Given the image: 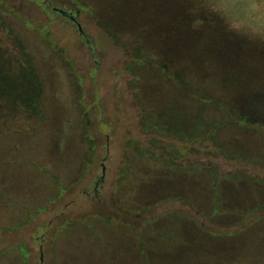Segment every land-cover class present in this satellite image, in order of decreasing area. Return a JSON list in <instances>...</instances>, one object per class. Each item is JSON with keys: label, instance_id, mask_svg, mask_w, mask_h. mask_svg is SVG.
Returning <instances> with one entry per match:
<instances>
[{"label": "rangeland", "instance_id": "1", "mask_svg": "<svg viewBox=\"0 0 264 264\" xmlns=\"http://www.w3.org/2000/svg\"><path fill=\"white\" fill-rule=\"evenodd\" d=\"M0 62V264H264V0H0Z\"/></svg>", "mask_w": 264, "mask_h": 264}, {"label": "trees", "instance_id": "2", "mask_svg": "<svg viewBox=\"0 0 264 264\" xmlns=\"http://www.w3.org/2000/svg\"><path fill=\"white\" fill-rule=\"evenodd\" d=\"M5 63L0 62V100L5 103Z\"/></svg>", "mask_w": 264, "mask_h": 264}, {"label": "flooded vegetation", "instance_id": "3", "mask_svg": "<svg viewBox=\"0 0 264 264\" xmlns=\"http://www.w3.org/2000/svg\"><path fill=\"white\" fill-rule=\"evenodd\" d=\"M70 17H71V16H70ZM71 19H72L74 22L76 21V18H75V17H73V16L71 17Z\"/></svg>", "mask_w": 264, "mask_h": 264}]
</instances>
